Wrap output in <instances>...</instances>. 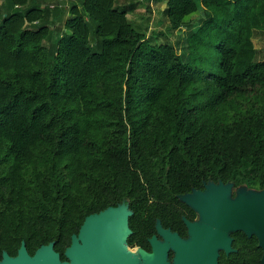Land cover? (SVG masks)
<instances>
[{
	"label": "trees",
	"instance_id": "16d2710c",
	"mask_svg": "<svg viewBox=\"0 0 264 264\" xmlns=\"http://www.w3.org/2000/svg\"><path fill=\"white\" fill-rule=\"evenodd\" d=\"M119 1L0 0V263L23 244L69 261L86 219L117 208L151 252L159 226L190 238L185 196L264 190V0H158L189 28L182 52ZM229 235L218 264H263L255 233Z\"/></svg>",
	"mask_w": 264,
	"mask_h": 264
},
{
	"label": "water",
	"instance_id": "95a60500",
	"mask_svg": "<svg viewBox=\"0 0 264 264\" xmlns=\"http://www.w3.org/2000/svg\"><path fill=\"white\" fill-rule=\"evenodd\" d=\"M231 190V185L211 184L206 191L185 196L188 204L204 219L202 224L188 223L191 239H183L178 233L159 226V233L165 235L172 246L153 237L151 252L133 248L139 249L147 264H168L171 249L177 255L176 264H218L219 250H232L229 232L243 229L248 234L255 233L264 249V190L253 196L240 191L236 198H231ZM193 195L196 197L192 198ZM127 217L125 208L89 216L66 250L69 261L62 262L52 246H43L30 255L23 244L16 257L5 254L0 264H137L136 254L125 250L129 233ZM215 246H220L217 253Z\"/></svg>",
	"mask_w": 264,
	"mask_h": 264
},
{
	"label": "rangeland",
	"instance_id": "374dc122",
	"mask_svg": "<svg viewBox=\"0 0 264 264\" xmlns=\"http://www.w3.org/2000/svg\"><path fill=\"white\" fill-rule=\"evenodd\" d=\"M119 3H133L134 7L129 11L128 18L135 27H140L142 30H145L148 37L153 42L172 43L176 46L178 52H182V48L186 40L187 31L189 28L186 25L178 30H171L169 28V21L164 13V9L166 8L165 2H160L158 0H120ZM189 18V16L186 17V19ZM194 18H198V15H195ZM255 44L259 49L258 57L262 59L264 57V36L261 38H256ZM239 191L245 192L247 196H253L254 194L258 193V190L252 188H239L238 193ZM196 195H193L192 198L196 197ZM196 221L200 224L203 223L204 219L200 213H198V218L196 219ZM189 236V239H191V234ZM159 240L163 243H170V246H172L171 241L161 233L159 235ZM126 247H128L127 244ZM219 247L220 246H215L214 252L217 253ZM127 252L129 254H132L133 250ZM136 256L138 258L137 264H147L146 261L141 257L139 251L137 252ZM176 257L177 255L175 254L172 260L168 258V264H176Z\"/></svg>",
	"mask_w": 264,
	"mask_h": 264
},
{
	"label": "bare ground",
	"instance_id": "6f19581e",
	"mask_svg": "<svg viewBox=\"0 0 264 264\" xmlns=\"http://www.w3.org/2000/svg\"><path fill=\"white\" fill-rule=\"evenodd\" d=\"M125 250H126V252H127V251H131V250H133V249L128 248V247H125ZM138 251H139L138 249H135V248H134L133 253L137 254ZM127 253H128V252H127ZM128 254H129V253H128Z\"/></svg>",
	"mask_w": 264,
	"mask_h": 264
},
{
	"label": "built area",
	"instance_id": "2783aa9c",
	"mask_svg": "<svg viewBox=\"0 0 264 264\" xmlns=\"http://www.w3.org/2000/svg\"><path fill=\"white\" fill-rule=\"evenodd\" d=\"M58 1H61V0H58Z\"/></svg>",
	"mask_w": 264,
	"mask_h": 264
}]
</instances>
